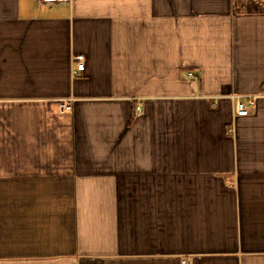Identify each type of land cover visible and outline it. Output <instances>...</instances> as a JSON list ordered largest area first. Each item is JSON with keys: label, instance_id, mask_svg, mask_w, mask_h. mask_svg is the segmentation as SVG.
Here are the masks:
<instances>
[{"label": "crops", "instance_id": "1", "mask_svg": "<svg viewBox=\"0 0 264 264\" xmlns=\"http://www.w3.org/2000/svg\"><path fill=\"white\" fill-rule=\"evenodd\" d=\"M263 86L264 0H0V264H264Z\"/></svg>", "mask_w": 264, "mask_h": 264}, {"label": "built area", "instance_id": "2", "mask_svg": "<svg viewBox=\"0 0 264 264\" xmlns=\"http://www.w3.org/2000/svg\"><path fill=\"white\" fill-rule=\"evenodd\" d=\"M43 3L46 4H52V3H58V2H69L70 0H41ZM84 69V63L81 61V59H77V63L74 65L73 71H83ZM189 78H194V76L191 73H188L187 75ZM257 97H264V86L259 95H256L255 97L247 98V99H237L235 101V115L237 117H245L248 116L251 112V110L255 106V99ZM60 110L62 112H67L71 110V106L68 103H61L59 105ZM182 264H187L186 262H182Z\"/></svg>", "mask_w": 264, "mask_h": 264}]
</instances>
